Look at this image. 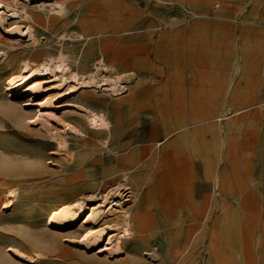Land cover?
<instances>
[{"label": "rangeland", "instance_id": "1", "mask_svg": "<svg viewBox=\"0 0 264 264\" xmlns=\"http://www.w3.org/2000/svg\"><path fill=\"white\" fill-rule=\"evenodd\" d=\"M22 1L43 24L32 22L37 42L26 33L0 43L8 51L0 60V264L22 263L12 246L44 253L36 264H264V0H69V10L48 15L37 8L44 0ZM92 26L111 30L103 35L127 50L142 48L129 78L81 92L112 121L109 144L85 141L50 115L80 118L75 107L36 106L40 94L13 96L12 104L8 93L24 59L59 48L79 59L92 43V70L100 56ZM36 112L69 151L31 121ZM143 148L126 182L121 158ZM119 183L126 186L110 206L130 210L134 230L124 251L112 254L108 240L70 242L90 226L83 221L61 231L47 225L65 199L94 192L102 203Z\"/></svg>", "mask_w": 264, "mask_h": 264}, {"label": "bare ground", "instance_id": "2", "mask_svg": "<svg viewBox=\"0 0 264 264\" xmlns=\"http://www.w3.org/2000/svg\"><path fill=\"white\" fill-rule=\"evenodd\" d=\"M77 1L78 0H74L75 3ZM47 3L49 6H46ZM37 8L42 9L46 15L53 11L56 14L63 13L65 10H69V0H44ZM32 22H37L39 25L43 24L37 14L28 11L24 1L0 0V31L2 30L7 36L3 37L0 32V43L19 38L26 33L31 41L37 42ZM89 30H91L88 34L89 36L94 34L100 35V56H95L93 61L94 68L92 70L87 69L89 66L88 58L95 55L92 43L83 51L81 50L82 53L79 59L74 56V51H65L59 48L57 53H49L38 60L31 58L24 59L18 70L11 73L8 77V93L12 104L15 103V101H12L13 99L11 100L13 96L21 98L28 94H40L43 98L41 97L42 99L36 102V106H46L51 109L59 106H62L61 108L75 107L76 109L70 112L77 113L80 115V118H74L66 114L62 115L59 114V112L56 114L54 113L55 115L51 112L50 115L54 117L58 125H63L70 131L83 135L85 141L88 137H91L93 144L97 141L109 144L113 139L112 121L106 112L83 99L81 92L89 94V89L97 86L99 87L101 83H103L102 86L113 88L120 83L121 80L129 78L130 75L126 73L127 66L129 67L133 64L139 67L141 65V61L138 57L142 54V48L134 47L127 50L114 39L103 35L104 32L111 31L107 28H95L92 26ZM112 33H118V31L112 30ZM63 35L68 36L69 33L65 32ZM7 57L8 51L0 47V60L3 58L7 59ZM82 59L85 61H82ZM131 60H133L132 64L129 63ZM120 65H122L121 67L123 69L122 74H119ZM103 73H113L116 75L118 73L119 75L116 78L115 76L114 78L104 77V79L101 80L100 76ZM69 96L73 99L61 103L62 100L65 98L67 99ZM47 116L49 115L47 114ZM31 119L33 123L39 122L48 133L56 138L59 144L58 147L60 146L59 149L63 148L66 151L70 150L67 138L60 133L54 132L50 127L51 120L48 123L45 117L41 116L40 112H36L35 115L31 116ZM94 138L97 139V141H95ZM146 151L145 148H143L141 152L135 153V151H132L121 158L122 163L120 165V171L124 174L123 177L126 182L130 180L129 176L126 175L127 172L131 169L136 170L138 161L143 158ZM135 175H137V173ZM140 185H142L141 182H135V186ZM123 186L126 185L119 183L115 190L112 188L108 190L103 196L104 201L102 203L97 201L99 195H95L94 192L83 193L72 199H65L63 203L53 207L47 213V225L51 228H58L56 231H61L62 229L72 227L83 221V224L90 226H87L78 238L69 237L70 242L73 241L79 244L84 243L88 247L90 244L96 246L102 240H108L107 244L110 245V250H112V252H110L112 254L113 252L118 254L124 251L126 243L132 238L134 232L131 221L132 215L130 210H124L122 214H119L117 209H113V207L110 206V203L113 201H109V196L114 197L119 194ZM4 192L7 205L13 206L17 199V189L15 187H10ZM106 202H108V204L104 205ZM167 208V199L164 197L160 204V209L165 212ZM185 209L188 212L192 211L190 207L184 208V210ZM190 228H188L187 234L189 235L190 233V237L192 238L196 230L191 232ZM106 250H108V248ZM8 252L14 258L27 264H36L38 262H43L42 260L45 259V254L42 252H27L17 246L9 247Z\"/></svg>", "mask_w": 264, "mask_h": 264}]
</instances>
